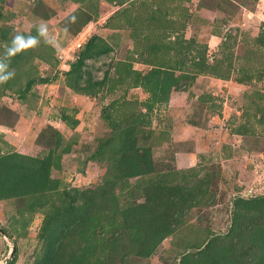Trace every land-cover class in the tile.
<instances>
[{
  "label": "rangeland",
  "instance_id": "rangeland-1",
  "mask_svg": "<svg viewBox=\"0 0 264 264\" xmlns=\"http://www.w3.org/2000/svg\"><path fill=\"white\" fill-rule=\"evenodd\" d=\"M258 1L0 0V54L16 34L36 35L42 21L55 41L41 40L13 57L15 77L0 85V121L16 126L8 147L0 137V151L20 152L30 162L51 150L54 187L0 198V264H47L54 230L43 231L46 215L63 206L64 191L74 190L95 191L91 218L58 239L57 264H108L109 258L114 264H180L183 255L189 264H264L262 233L248 220L233 219L235 200L264 195V0ZM70 14L76 20L66 31ZM92 35L110 49L84 58L80 86L92 84L86 94L72 89L66 72ZM78 39L83 42L75 47ZM158 67L178 82L159 90L165 99L153 101L131 81ZM29 80L25 105L16 89ZM132 112L142 115L139 127L129 121ZM126 126L141 133L137 143L147 145L154 174L127 178L115 170L123 152L116 140L106 147L101 142ZM18 141L26 152L17 150ZM108 173L119 181L104 189ZM163 179L187 186L191 199L174 230L148 256L135 257L125 211L134 217L133 203H144L143 187ZM201 182L208 183L206 195L195 189ZM194 200L200 203L189 206ZM260 217L256 225L264 227ZM232 228L250 232L237 241ZM217 237L202 257L198 250Z\"/></svg>",
  "mask_w": 264,
  "mask_h": 264
},
{
  "label": "trees",
  "instance_id": "trees-1",
  "mask_svg": "<svg viewBox=\"0 0 264 264\" xmlns=\"http://www.w3.org/2000/svg\"><path fill=\"white\" fill-rule=\"evenodd\" d=\"M86 20H88V16L84 17L80 22L83 24ZM109 49L110 47L107 42L97 35H92L88 39L83 50L79 52L76 59L71 63L70 69L66 72L68 77L73 76V90L80 93H90L89 89L92 86L90 80L87 82V85L80 86V80L84 74V70L81 69L84 58L98 55ZM202 71L203 69L198 70V72ZM32 82V80H29L23 88L16 89L19 96L17 100L25 105L27 99L26 94ZM177 82L178 79H176V76L172 72L164 71L163 67L151 69L150 73L146 76L139 74L134 75L131 81V83L140 84L145 89H148L152 95L153 101L165 99L163 95L160 94L159 90L166 87L170 88L172 85L177 84ZM9 86L10 84H8V87ZM140 116L142 115L138 117V114L134 112L131 113L129 121L135 123L132 127H139L141 123ZM138 134L141 135V133H137L133 128L129 127L121 132L117 130L111 133L101 142V146L106 147L116 140L115 143L118 144L117 149L123 153L119 159H116L114 168L127 178L134 176L148 177L156 171V169L152 167V159L147 145L145 143H137ZM4 143V147H8L9 143ZM52 159L53 152L51 150L49 154L43 158H29L30 162H26V157H23L20 152L0 151V198L10 199L22 194H43L52 191L54 189L50 181ZM108 176L110 178H104V189L113 180L119 181L117 180L118 176H115L113 173H108ZM195 186H197L195 189H198L199 192L202 191L205 195L209 190L207 182H201L199 185L196 184ZM143 190L144 195H146L144 196V203L134 202L133 209L136 211V215L131 217L129 213L127 214V211H125L126 216L123 220V227L132 231L133 241L137 244L134 254L135 257L148 256L156 244L174 230V226L181 222L182 213L186 209L184 206L187 205L188 201L191 199V195L189 199L187 186L168 184L165 179L161 180L159 183L150 181L143 187ZM94 194L95 191L92 190L80 192L79 190H74L73 193L64 191L63 197H65V201H63V206L56 207L54 210L48 212L45 219L46 222L43 225V231L46 232L47 230L49 231V229H53L54 233L49 231V236L47 237L48 244L52 245V253L46 258L47 264H57L55 251H58L61 247L58 239L62 241L63 237L71 230L74 228L81 230L87 225V222L90 221ZM153 203L154 205L151 206ZM199 203V201L194 200L191 201L189 206H195ZM234 205L237 208L233 213L234 222L236 223L238 219H242L245 224H247L248 221L251 222V229L256 227L257 230L262 233L261 235L264 239V227L256 225L255 221V218H259L260 216L262 218L264 217V195L247 199L238 198L234 201ZM127 208L125 210H128ZM160 210L161 212L158 213ZM249 216L253 217L250 219ZM230 230L233 233L236 232L234 236L237 238V241L246 237L250 232L246 228H242V231L238 233L237 231L234 232L233 228ZM230 230L226 236L228 238H230L231 235ZM46 233L48 235V232ZM218 239L219 237L209 239L204 246L198 250L202 257H205L209 250L211 252L215 248V246L212 245L213 243L216 244V240ZM262 246L264 247V241ZM219 256L220 254L218 258H220ZM226 256V254H223L222 258ZM108 261V264H114L113 260H110V258ZM180 264H189L185 259V255L180 259Z\"/></svg>",
  "mask_w": 264,
  "mask_h": 264
},
{
  "label": "clouds",
  "instance_id": "clouds-1",
  "mask_svg": "<svg viewBox=\"0 0 264 264\" xmlns=\"http://www.w3.org/2000/svg\"><path fill=\"white\" fill-rule=\"evenodd\" d=\"M76 17L74 14H70L67 18L65 30H68V25L74 23ZM36 35L18 33L13 36L10 43L5 42L3 44V54H0V85L8 83L15 77V70L10 67L11 59L17 54L25 52L30 49H34L39 46L41 40L44 43L55 46V41L49 34L48 25L42 21L36 27Z\"/></svg>",
  "mask_w": 264,
  "mask_h": 264
},
{
  "label": "crops",
  "instance_id": "crops-1",
  "mask_svg": "<svg viewBox=\"0 0 264 264\" xmlns=\"http://www.w3.org/2000/svg\"><path fill=\"white\" fill-rule=\"evenodd\" d=\"M24 112L26 114V109L25 108H24ZM10 132H16V126H9L8 123L3 122V121H0V137H2L5 140V142H7V143H11L12 142V141H10V139L8 137V136H11L10 135L11 134ZM12 144H14V142ZM14 145H16V144H14ZM16 148H18L17 149L18 151H22L23 150V151L26 152V143H24V142L23 143H20V141H18L17 142V145H16Z\"/></svg>",
  "mask_w": 264,
  "mask_h": 264
},
{
  "label": "built area",
  "instance_id": "built-area-1",
  "mask_svg": "<svg viewBox=\"0 0 264 264\" xmlns=\"http://www.w3.org/2000/svg\"><path fill=\"white\" fill-rule=\"evenodd\" d=\"M83 41H81L80 39L76 40L74 43L75 47H80Z\"/></svg>",
  "mask_w": 264,
  "mask_h": 264
},
{
  "label": "water",
  "instance_id": "water-1",
  "mask_svg": "<svg viewBox=\"0 0 264 264\" xmlns=\"http://www.w3.org/2000/svg\"><path fill=\"white\" fill-rule=\"evenodd\" d=\"M3 234L7 237V235L3 232ZM14 249V246L12 245V250ZM13 251L10 252V254L12 253Z\"/></svg>",
  "mask_w": 264,
  "mask_h": 264
}]
</instances>
